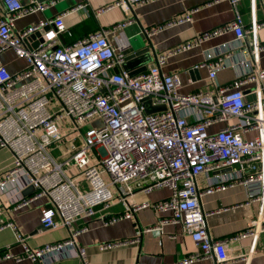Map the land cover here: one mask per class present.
I'll list each match as a JSON object with an SVG mask.
<instances>
[{
  "label": "built area",
  "instance_id": "2783aa9c",
  "mask_svg": "<svg viewBox=\"0 0 264 264\" xmlns=\"http://www.w3.org/2000/svg\"><path fill=\"white\" fill-rule=\"evenodd\" d=\"M57 1L60 0L40 4L32 0L24 5L22 0H0L5 9L0 20V55L13 51L27 63L25 69L15 74L0 65V149L7 148L13 155L11 168L0 175V190L16 186L23 179L26 186L33 188V195L14 199L15 210L46 198L49 205L42 209L43 227L47 230L64 227L69 237L31 249L26 245L28 237L8 223L17 242L24 245L25 253L18 258L0 253V261L27 258L41 264L47 263L51 255H62L68 250L73 257L85 261L86 250L78 247L76 238L88 228L77 229L74 224L94 217L98 209H110L117 201L125 206L126 213L105 221V225L153 208L169 216L156 226L143 229L140 236L162 234L170 224L181 225L198 248V252L177 264L211 258L216 264L227 263L228 240L211 236L207 224L210 213L203 210L202 197L243 185L249 197L264 201V71L248 70L230 85H215L213 90L186 95L181 92L184 88L181 76L165 73L163 69L170 58L227 33L235 34L238 43L234 48H241L246 36L264 28V23L247 30L238 11L241 0H221L232 5L235 12L232 22L159 56L146 72L131 76L123 67L130 47L123 29L132 20L110 29L101 28L71 46L59 44L60 35L66 32L64 15L15 31L18 20L44 12ZM89 1L74 10L85 8ZM144 1L120 0L110 8L127 9ZM191 21V15H187L144 33L152 36ZM46 27L50 29L38 48L25 44L30 35ZM263 53L264 44L253 45L250 54L255 64ZM230 57V48L209 54L208 59L215 58L216 62L200 67L208 68L214 81L218 71L232 67L224 62ZM250 85L253 88L249 94L256 96L253 101L246 100L249 94L245 88ZM54 101L57 107L53 111L50 106ZM147 103L165 110L147 114ZM63 121L73 123L75 137L65 134L60 127ZM222 123L228 125L216 133L210 132L212 126ZM254 132L256 136L249 138ZM62 143L68 145L69 154L60 162L52 156L51 148ZM74 169L79 174L72 178L68 172ZM226 169L231 171L213 178L205 190L198 187L201 175ZM79 179L86 182L87 192H83L84 185ZM162 189L171 192L164 200L154 204L135 200L139 194ZM262 233L263 211L248 229L230 240L252 238L246 258L250 261ZM120 245L123 244L106 243L100 249L111 250Z\"/></svg>",
  "mask_w": 264,
  "mask_h": 264
},
{
  "label": "crops",
  "instance_id": "0c3cea01",
  "mask_svg": "<svg viewBox=\"0 0 264 264\" xmlns=\"http://www.w3.org/2000/svg\"><path fill=\"white\" fill-rule=\"evenodd\" d=\"M32 0H22L24 5ZM40 4H50L56 0H33ZM120 0H90L85 8L74 10L80 5L86 4V0H60L44 12L22 18L16 22L15 31L21 32L41 22L45 23L57 16L64 15L66 32L60 35L59 44L71 46L101 28L110 29L118 24L132 20L133 23L123 29L124 36L129 40L130 47L126 56L148 47L147 37L150 39L153 52L150 53L152 61L148 68L155 64L156 59L175 48L186 43L196 41L204 33L221 28L235 19L232 5L221 0H145L126 8L114 7ZM110 8V9H109ZM100 12V10H103ZM238 11L243 19L245 28L251 29L255 24L264 23V0H241ZM191 15L192 21L175 24L156 32L152 36L144 33L146 29H152L177 19ZM5 16V9L0 2V20ZM35 42L33 41V44ZM238 41L234 33H227L221 37L203 42L198 47L179 53L170 58L165 73H177L181 76L184 88L183 94H194L213 90L215 85L227 86L233 83L240 74L254 71H264V53L260 61L255 64L250 51L254 44H264V28L248 34L242 41L241 48L236 47ZM230 48L232 57L224 62L232 65L225 70L217 72L216 79L209 77V69L200 66L205 63L216 62L215 58L208 55L216 54ZM0 65H4L11 73L15 74L26 68V61L15 55L13 51H7L0 55ZM198 68L200 80L192 81L190 71ZM215 82V83H214ZM264 88V80L262 82ZM253 87L245 88L249 94ZM264 97V92H263ZM256 99L254 94L247 95V101ZM228 124L222 123L212 126L209 130L216 133ZM256 133H250L249 138H254ZM79 145V142H77ZM52 156L58 161H64L69 154L68 145L65 143L54 145L51 148ZM13 163L12 152L0 149V175L11 168ZM230 170L220 172L213 171L201 175L197 184L201 190H205L216 176L226 174ZM70 177L78 176L77 170L68 172ZM82 185L86 182L79 179ZM33 195L31 187L26 186L23 179L17 181L16 186L0 190V253H10L15 257H22L25 253L23 244L18 243L14 230L7 227L8 223L14 224L18 232L27 236L26 245L31 249H39L49 244L62 242L69 237V231L64 227L47 230L43 227L42 209L49 205L46 198L34 201L29 207L15 210L14 199L18 196L30 197ZM171 192L168 189L154 191L150 194H139L135 200L148 201L151 204L168 198ZM202 207L206 213L208 229L216 240H228L227 254L230 260L225 264H264V233L257 240L255 253L250 261L246 258L252 248V238L232 241L234 236L248 229L251 221L257 219L263 211L264 201H258L249 197L248 190L243 185H236L225 191H217L202 197ZM125 206L115 201L108 210L98 209L96 215L89 219L78 220L74 227L88 230L76 238L78 247L86 250V260L73 257L71 251L64 254L51 255L49 261L41 264H177L198 252V248L192 238L185 234L181 225H167L162 234L140 232L148 227L156 226L161 219L169 214H161L153 208L137 211L132 218H122L117 222L105 225L114 217L125 215ZM139 239V240H138ZM136 241V242H135ZM122 243L111 250H101L106 243ZM0 264H36L30 259L17 261L16 259H3ZM193 264H216L215 259H207Z\"/></svg>",
  "mask_w": 264,
  "mask_h": 264
},
{
  "label": "water",
  "instance_id": "95a60500",
  "mask_svg": "<svg viewBox=\"0 0 264 264\" xmlns=\"http://www.w3.org/2000/svg\"><path fill=\"white\" fill-rule=\"evenodd\" d=\"M50 29V27H46L45 29H41L32 35L29 36L25 40V44L33 49L38 48L39 44L43 41L44 34ZM148 47H145L143 49H140L136 51L135 53H132L125 58V63L123 65L124 69L129 72L131 76H137L141 73H144L148 69L149 62L152 61V58L150 56V53L153 52V47L150 39L147 37ZM35 42L34 44L32 42ZM118 72V70H116ZM190 76L192 78V81L200 80V71L198 68L193 69L190 71ZM147 114H152L155 112H159L162 110H165V107H158L154 108L151 107L149 103H147ZM230 170V169H227ZM33 190V188H31ZM34 191V190H33Z\"/></svg>",
  "mask_w": 264,
  "mask_h": 264
},
{
  "label": "rangeland",
  "instance_id": "374dc122",
  "mask_svg": "<svg viewBox=\"0 0 264 264\" xmlns=\"http://www.w3.org/2000/svg\"><path fill=\"white\" fill-rule=\"evenodd\" d=\"M51 109L54 111L55 108L57 107V102L54 101L52 103V105L50 106ZM60 127L62 129H65V134H70V136H76L77 133L74 132V126H73V123H71V121H63L61 124H60ZM104 179L106 180V182H109L108 178L106 176H104ZM87 190H89V187L88 186H84V189H83V192H87ZM112 192H114L116 194V190L115 188H111Z\"/></svg>",
  "mask_w": 264,
  "mask_h": 264
}]
</instances>
